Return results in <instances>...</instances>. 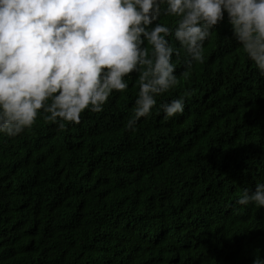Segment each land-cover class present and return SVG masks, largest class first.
<instances>
[{"label": "trees", "instance_id": "1", "mask_svg": "<svg viewBox=\"0 0 264 264\" xmlns=\"http://www.w3.org/2000/svg\"><path fill=\"white\" fill-rule=\"evenodd\" d=\"M168 39L179 49V83L135 131L125 129L138 95L133 72L127 90L79 123L61 127L41 111L25 132L0 134V264H252L264 256V207L236 203L264 182V76L227 17L190 69ZM179 97L182 114L157 111Z\"/></svg>", "mask_w": 264, "mask_h": 264}, {"label": "clouds", "instance_id": "2", "mask_svg": "<svg viewBox=\"0 0 264 264\" xmlns=\"http://www.w3.org/2000/svg\"><path fill=\"white\" fill-rule=\"evenodd\" d=\"M226 17L264 76V0H0V134L25 132L41 111L61 127L79 123L86 109L101 112L114 92L127 90L133 72L138 95L125 129L135 131L156 97L179 83L172 62L179 49L168 38L179 42L190 69L204 61V43ZM184 110L185 97L157 109L166 119ZM236 203L264 207V182ZM252 264H264V256Z\"/></svg>", "mask_w": 264, "mask_h": 264}]
</instances>
